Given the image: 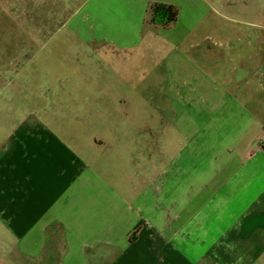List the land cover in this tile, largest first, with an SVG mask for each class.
<instances>
[{"label": "rangeland", "instance_id": "rangeland-1", "mask_svg": "<svg viewBox=\"0 0 264 264\" xmlns=\"http://www.w3.org/2000/svg\"><path fill=\"white\" fill-rule=\"evenodd\" d=\"M71 8L0 0V258L171 264L180 243L179 260L212 252L219 185L264 155L251 112L264 110V64L247 58L263 28L228 25L233 41L217 43L182 15L137 45L90 46Z\"/></svg>", "mask_w": 264, "mask_h": 264}, {"label": "crops", "instance_id": "crops-1", "mask_svg": "<svg viewBox=\"0 0 264 264\" xmlns=\"http://www.w3.org/2000/svg\"><path fill=\"white\" fill-rule=\"evenodd\" d=\"M155 6L172 7L178 17L183 15L190 20L192 18L188 15L198 16L196 18L206 25L201 30H211L217 38L221 34V40L226 42L231 40L225 29L228 25H236L240 30H244V27L254 29L258 25L261 27L257 28H263L264 31V25L259 23L264 21V0H72L73 30L76 35L78 31L83 32L90 41V46H134L138 44L137 41L149 38L159 29L167 31L171 30V27L174 28V23L165 28L153 24L151 9ZM209 13L215 15V23H206ZM251 18L259 22L250 21ZM210 25L214 26L209 27ZM257 39L261 44L260 49L255 52L253 58L247 55L255 65L256 59H263L264 64V33L258 34ZM254 42L256 49L258 42L255 38ZM225 60L227 57L223 56L220 62ZM220 68L219 66V70ZM259 73L262 72L254 71L245 78L255 77ZM251 112L254 113L255 123H264V110L254 108ZM260 112L263 114L256 115ZM253 159L248 171L247 163L246 170L235 175L238 182L229 186L220 184L219 190L217 189L212 207L218 214L210 221L215 227L214 231L206 228L207 241L204 242V245L208 246V240H215L213 251L193 253L190 249V255L183 253L179 260V257L176 259L174 256L183 251V245L180 243L174 246L175 250H171V264H264V155ZM259 185L263 187L260 193H257ZM205 217L209 219L210 215ZM58 237L59 233L55 229L52 230V239ZM137 241L138 238L133 237L128 243L135 244ZM225 242L231 243L233 250L225 248ZM41 252L43 251L40 250L37 255L42 257ZM0 257L6 260L2 253ZM2 258L0 264H8ZM51 261L57 264L58 259L55 261L51 258L48 263L44 260L43 264H51Z\"/></svg>", "mask_w": 264, "mask_h": 264}, {"label": "trees", "instance_id": "trees-1", "mask_svg": "<svg viewBox=\"0 0 264 264\" xmlns=\"http://www.w3.org/2000/svg\"><path fill=\"white\" fill-rule=\"evenodd\" d=\"M151 18L154 25L165 28L175 23L178 15L172 7L155 6L151 9Z\"/></svg>", "mask_w": 264, "mask_h": 264}]
</instances>
